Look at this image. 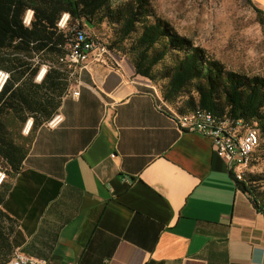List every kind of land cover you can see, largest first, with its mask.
Masks as SVG:
<instances>
[{
  "label": "crops",
  "instance_id": "obj_1",
  "mask_svg": "<svg viewBox=\"0 0 264 264\" xmlns=\"http://www.w3.org/2000/svg\"><path fill=\"white\" fill-rule=\"evenodd\" d=\"M77 72L64 123L36 126L7 180L0 264L16 253L50 264H264V212L235 208L242 192L212 141L179 128L129 56Z\"/></svg>",
  "mask_w": 264,
  "mask_h": 264
},
{
  "label": "trees",
  "instance_id": "obj_2",
  "mask_svg": "<svg viewBox=\"0 0 264 264\" xmlns=\"http://www.w3.org/2000/svg\"><path fill=\"white\" fill-rule=\"evenodd\" d=\"M29 9L34 16L27 26ZM257 11L264 18V10ZM65 12L70 13L69 28L61 29L58 22ZM104 22L114 28L109 49L129 56L136 73L150 79L177 113L207 106L217 115L243 118L256 126L260 142L254 159L264 137V77L228 70L158 15L153 0H0V70L10 72L0 91V166H8L0 169L13 175L22 168L33 129L60 110L78 75L76 66L61 58L82 29ZM43 64L48 71L37 80ZM29 118L31 131L23 135ZM248 174L243 180L235 177L238 188L264 212V202L252 186L257 177ZM6 183L4 179L0 186V203ZM10 220L0 210V236Z\"/></svg>",
  "mask_w": 264,
  "mask_h": 264
},
{
  "label": "rangeland",
  "instance_id": "obj_3",
  "mask_svg": "<svg viewBox=\"0 0 264 264\" xmlns=\"http://www.w3.org/2000/svg\"><path fill=\"white\" fill-rule=\"evenodd\" d=\"M257 7L253 0H153V10L158 15L169 20L180 34L204 47L210 57L221 61L228 70L264 77V18ZM86 29L106 45L115 35L107 22ZM1 167L8 168L6 164ZM248 172L250 177L256 175L252 186L264 202V137ZM5 173L7 181L12 174L8 170Z\"/></svg>",
  "mask_w": 264,
  "mask_h": 264
},
{
  "label": "built area",
  "instance_id": "obj_4",
  "mask_svg": "<svg viewBox=\"0 0 264 264\" xmlns=\"http://www.w3.org/2000/svg\"><path fill=\"white\" fill-rule=\"evenodd\" d=\"M31 12V15H29ZM34 10L29 9L24 17V23L29 26L32 23ZM70 13L65 12L61 16L58 25L61 29L69 28ZM114 52L109 49L108 45L100 42L92 33L84 28L72 40L70 49L67 55L61 60L69 62L79 67H87L91 59L104 60L110 57ZM48 71V65L43 64L38 75L37 80H42ZM10 78V72L7 70H0V91L3 90L6 82ZM77 86L79 84L76 83ZM79 95L80 88L70 87L68 95ZM159 95L162 107L169 108L174 113V108ZM205 111L204 119L176 118V122L180 129L194 131L200 133L207 139L212 141V144L219 157L223 158L228 163L229 170L237 179L243 180L249 171V161H251V154L259 144V129L250 124L249 121L243 118H234V121H225V119H211V111ZM65 121L64 113L59 110L56 112L43 126L48 128H57ZM33 119L29 118L25 124L24 132L28 134L31 131ZM6 173L0 169V186L5 179ZM242 192L241 197H237L235 201V208L245 207L251 203L249 195L239 188ZM5 264H50L45 259L31 258L23 254L16 253L11 260ZM68 264H79L78 261H71Z\"/></svg>",
  "mask_w": 264,
  "mask_h": 264
},
{
  "label": "bare ground",
  "instance_id": "obj_5",
  "mask_svg": "<svg viewBox=\"0 0 264 264\" xmlns=\"http://www.w3.org/2000/svg\"><path fill=\"white\" fill-rule=\"evenodd\" d=\"M158 94H161L159 92ZM165 100V99H164ZM204 110H209L207 106H198L195 110L191 111L190 113H177L176 110L174 109V114L176 118H188V117H193L194 119H204L205 118V111ZM211 119H225V121H234V117H230L227 115H217L213 111H211ZM259 142H260V136H259ZM255 150H253L254 153ZM253 153L251 154V161L253 159ZM251 161H249V169L251 166Z\"/></svg>",
  "mask_w": 264,
  "mask_h": 264
},
{
  "label": "clouds",
  "instance_id": "obj_6",
  "mask_svg": "<svg viewBox=\"0 0 264 264\" xmlns=\"http://www.w3.org/2000/svg\"><path fill=\"white\" fill-rule=\"evenodd\" d=\"M29 14H31V12H29Z\"/></svg>",
  "mask_w": 264,
  "mask_h": 264
},
{
  "label": "snow or ice",
  "instance_id": "obj_7",
  "mask_svg": "<svg viewBox=\"0 0 264 264\" xmlns=\"http://www.w3.org/2000/svg\"><path fill=\"white\" fill-rule=\"evenodd\" d=\"M29 15H31V14H29Z\"/></svg>",
  "mask_w": 264,
  "mask_h": 264
}]
</instances>
